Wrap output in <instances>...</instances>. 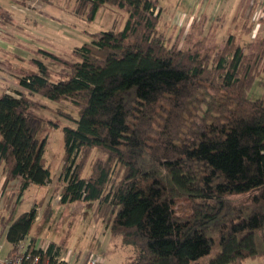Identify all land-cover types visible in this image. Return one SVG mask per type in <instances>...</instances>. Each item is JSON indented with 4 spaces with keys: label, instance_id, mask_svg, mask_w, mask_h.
Masks as SVG:
<instances>
[{
    "label": "trees",
    "instance_id": "16d2710c",
    "mask_svg": "<svg viewBox=\"0 0 264 264\" xmlns=\"http://www.w3.org/2000/svg\"><path fill=\"white\" fill-rule=\"evenodd\" d=\"M248 2L241 13L246 33L255 9ZM107 5L128 14L121 30L93 34L74 50L75 60L40 51L60 65L56 77L33 59L36 69L18 78L21 90L0 93L5 186L19 181L21 198L31 185L53 183L48 138L40 135L43 123L33 109L37 96L65 100L81 115L63 128L64 165L55 191L62 204L95 202L111 234L134 249L128 264L264 260V97H248L264 60V37L247 53L233 30L217 48L222 20L206 31L204 17L171 44L161 30L158 0H76V12L94 20ZM0 18L13 19L1 7ZM94 150L103 158L85 178ZM36 217L33 207L9 227L3 219L9 257Z\"/></svg>",
    "mask_w": 264,
    "mask_h": 264
},
{
    "label": "rangeland",
    "instance_id": "374dc122",
    "mask_svg": "<svg viewBox=\"0 0 264 264\" xmlns=\"http://www.w3.org/2000/svg\"><path fill=\"white\" fill-rule=\"evenodd\" d=\"M159 1L163 6L169 8L172 6L171 2L177 0ZM246 1L242 0L244 3ZM0 7L4 12L11 14L13 18L10 22H0V30L3 31V34H0L1 39L5 44L13 47L11 52H0V59L3 62V67H0V93L8 88L11 94L21 90L18 78L24 74L22 72H30L36 69L32 62L33 59L42 60L46 63L51 78L56 77L60 65L46 59L40 51H46L67 60H75L74 50L85 43H89L93 34L107 30H121L128 18L125 11L107 5L100 9L94 20H89L87 15H80L76 12V0H0ZM231 16L232 11L230 10L225 15L223 26L216 31L214 40L217 42V48L225 43L230 31L234 30L237 37H240L247 53L252 49L255 50L264 37V8L262 12L258 11L254 16L255 19H260L253 20L252 17L249 33L243 29L245 17L234 23ZM181 21L183 20H178L177 28L171 37V44L183 35L182 27L185 23L182 25ZM11 22H13L14 27H11ZM236 23L238 27H235ZM165 36L168 38L169 34H165ZM263 69L264 60L248 94L252 100L264 97ZM35 98L38 106L33 109V112L43 123L40 135L48 138L45 161L50 168L53 184L46 187L30 186L25 192L23 202L18 204H16L18 193L13 195V187H10L6 191L0 217L6 215V217L14 219L22 211L29 209L36 201L42 203L41 213L43 214L50 203V198L56 197L55 183L64 165L63 128L75 126V120L79 119L81 115L80 109L73 107L68 101H53L41 96ZM99 158H103L102 153L94 150L83 170V177L88 178L93 173L94 165ZM12 183L11 186L18 185V182L15 183V181ZM231 198L237 201H247L249 197L247 195H234ZM95 208L96 203L91 201L60 204L53 200L46 217L33 228L32 234H36L40 243L47 244L53 241L60 246L64 245L65 252L81 254L82 259H85L90 252H95L102 257L104 264H120V261L127 256H129L130 261L134 259L136 255L134 249L132 247L123 248L121 239L111 234L107 223L95 214ZM0 244L2 245L0 257L4 258L11 248L5 233L1 237ZM110 249H118V251L111 252ZM247 261L246 264H264V260L259 259Z\"/></svg>",
    "mask_w": 264,
    "mask_h": 264
},
{
    "label": "crops",
    "instance_id": "0c3cea01",
    "mask_svg": "<svg viewBox=\"0 0 264 264\" xmlns=\"http://www.w3.org/2000/svg\"><path fill=\"white\" fill-rule=\"evenodd\" d=\"M248 1H249L248 2L249 4H253V3L255 4L254 5L255 9H254L252 17H253V20H258L259 18L255 19L254 16L256 15V13L258 11L262 12V9L264 8L263 7L264 6V0H259V1L258 0H248ZM171 3H172V6L167 8V7L163 6L159 1V6L162 7V9H163L162 22H161L162 31H164L165 34H169V37H172L173 32L176 30L179 19L183 20L182 25H183V23H185V25L182 27V29L185 30V33H187L189 31V29L191 28L194 21H199V20L203 19L204 17H206V20L208 22L207 26H206V31L209 29V27H211V24L216 20V18H220V20H222L221 23L223 26V20L225 18V15L230 10L232 11V16H231L232 21L234 20V18L236 16H238V19H242L241 13H242V6L244 4V2H242V0H177V1H173ZM246 3H247V1H246ZM0 22H3L1 18H0ZM12 23L13 22H11V27H14V24H12ZM2 32L3 31L0 30V34H3ZM1 38H2V36H0V48H3V49H0V52H3V51L11 52L10 50H12L13 47H11L8 44H5ZM1 61L2 60L0 59V62ZM0 67H3V65H0ZM16 182H18V185H16V186H11V183L9 185L5 186V183H6L5 175L3 173L2 166H0V210H1V212H2V207H3V202L5 199L6 191L10 187H13V189H12V191L14 192L13 195H15L16 192L18 193L20 183H19V181H15V183ZM52 184H49V185H52ZM55 187H56V183H55ZM25 192L21 198H19V196H18L16 204L23 202ZM55 193H56V197L54 199L50 198V203L45 208V211L43 212V214L41 213L43 207H41L42 203H40V201L39 202L36 201L32 206L29 207V209H25L24 211H22L20 213V214H22L25 212H29L33 207H36L37 217H36L35 223L33 225V228L38 223H40L44 217H46L47 211L50 208L51 202L53 200H56L57 202L62 204L60 202L61 195L59 193H57L56 191H55ZM19 215H17L14 219H16ZM3 219L5 221H7V220L10 221L8 227L11 225V223L14 220V219H12V217H6V215H1V217H0V240H1V237L3 235V233H1V231H2L1 230V228H2L1 224H2ZM33 228H32V231H33ZM32 231L29 234V236L26 237V241H31L32 244L35 245V247L38 249H48L52 245L53 253H56V252L58 253L57 256H58L61 264H86L87 259H88L90 254H97L95 252H90L85 257V259H82L81 254L76 255V254L65 252L64 245L60 246L53 241H51L47 244L46 243H40L37 240L36 234H32ZM4 233L6 234V231ZM6 239H7V237H6ZM0 246H2V245L0 244ZM10 246H11V244H10ZM123 248H125V247H123ZM127 248H129V247H127ZM11 249H12V246L9 249V251L7 252V254L4 256V258L9 257ZM112 251L117 252L118 249L117 250L112 249L111 252ZM128 257L129 256H127L125 259H122L120 261V264H128V262L130 261V259H128ZM259 260H261V259H259ZM246 263H248V261H246L245 264Z\"/></svg>",
    "mask_w": 264,
    "mask_h": 264
},
{
    "label": "built area",
    "instance_id": "2783aa9c",
    "mask_svg": "<svg viewBox=\"0 0 264 264\" xmlns=\"http://www.w3.org/2000/svg\"><path fill=\"white\" fill-rule=\"evenodd\" d=\"M17 249L12 257H0V264H61L55 253L48 255V249H38L31 241H26V238L18 243ZM1 251L2 246H0V254ZM86 264H104V259L97 254H90Z\"/></svg>",
    "mask_w": 264,
    "mask_h": 264
}]
</instances>
